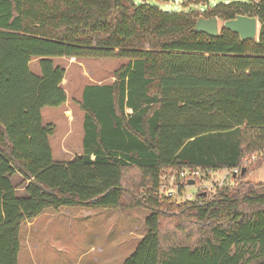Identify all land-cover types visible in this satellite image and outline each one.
<instances>
[{"label": "trees", "instance_id": "16d2710c", "mask_svg": "<svg viewBox=\"0 0 264 264\" xmlns=\"http://www.w3.org/2000/svg\"><path fill=\"white\" fill-rule=\"evenodd\" d=\"M203 13L216 35L194 30L197 13L146 0H0V264H18L23 221L61 206L147 209L122 264H264V181L244 179L264 163V0ZM236 13L257 17L255 39L223 27ZM111 55L125 61L78 101L81 153L55 160L41 113L66 101L53 57ZM183 168L238 171L178 200L161 188L174 175L179 194Z\"/></svg>", "mask_w": 264, "mask_h": 264}, {"label": "rangeland", "instance_id": "374dc122", "mask_svg": "<svg viewBox=\"0 0 264 264\" xmlns=\"http://www.w3.org/2000/svg\"><path fill=\"white\" fill-rule=\"evenodd\" d=\"M146 1L165 10L192 11L197 16L206 17L203 10L220 0ZM123 61L125 59L114 55L53 57V62L64 68L61 86L66 93V101L62 105L45 106L41 109L42 121L55 125L50 141L54 159L67 160L72 152L82 149L84 112L78 101L81 99L83 85L110 81L113 70ZM29 66L33 72H39L36 57L30 60ZM62 138L68 150L60 151ZM252 155L254 153H251V158ZM200 175L196 181L191 178V184L186 179L180 193L173 192L175 198L182 200L186 195L193 197L198 189L213 190L215 186L234 182L228 169L203 171ZM244 179L252 182L264 181V163L258 168L248 170ZM168 185L170 182L165 183V188H161V191L165 192ZM147 214L148 210L143 207L47 208L34 224H23L22 232L19 233L18 264H122L146 232L143 221ZM27 227L29 244L25 236ZM184 227H187L186 223Z\"/></svg>", "mask_w": 264, "mask_h": 264}, {"label": "water", "instance_id": "95a60500", "mask_svg": "<svg viewBox=\"0 0 264 264\" xmlns=\"http://www.w3.org/2000/svg\"><path fill=\"white\" fill-rule=\"evenodd\" d=\"M223 27L236 32L241 41L245 39H255L257 37L258 29V19L255 15L246 13H236L233 17L226 18L222 21ZM194 30L196 32H205L210 36H214L218 33V17L208 16L202 17L198 16L195 24ZM245 168L241 169L243 173ZM235 173H232L234 177ZM193 179H188L187 183L191 184Z\"/></svg>", "mask_w": 264, "mask_h": 264}, {"label": "crops", "instance_id": "0c3cea01", "mask_svg": "<svg viewBox=\"0 0 264 264\" xmlns=\"http://www.w3.org/2000/svg\"><path fill=\"white\" fill-rule=\"evenodd\" d=\"M51 136H52V135H51ZM51 136H50L49 142L51 141ZM50 147H51V143H50ZM67 147H68V146H67L66 142H65L64 139L62 138V140H61V142H60V151H61V150H62V151L68 150ZM80 150H81V149H78V152H72V153L70 154V156H68V159L72 158L75 154H79V153H81ZM51 152H52V151H51ZM55 160H56V159H55ZM9 179H10V181H11V183H12L14 189H15L16 194H18V195H23V194H24V190H23V188H24V184H25V183H22V182H21L22 179H21L20 174H18V173H14V174H12V175L9 177ZM18 190H20V191L18 192ZM40 214H41V213H40ZM40 214H38L37 216H35V217H33V218L29 219V220H25V221H23L22 224H21V226H20V231H19V233L22 232L23 224L26 223V226H30V225L34 224V221L37 219V217H38ZM28 231H29V228L27 227V233H26V235H25V236H26V240H27V241H26L27 244H29V235H28ZM27 236H28V238H27ZM19 248H20V242H19Z\"/></svg>", "mask_w": 264, "mask_h": 264}, {"label": "built area", "instance_id": "2783aa9c", "mask_svg": "<svg viewBox=\"0 0 264 264\" xmlns=\"http://www.w3.org/2000/svg\"><path fill=\"white\" fill-rule=\"evenodd\" d=\"M256 154L264 155V149L256 152ZM256 156L257 155H255V153H254V155H252V158H255ZM236 171H238V168L228 169V172H231V173H233V172L235 173ZM198 175H199V170L193 169V168H183L179 172V178L183 179V180L191 179V178L198 176ZM169 179H170V185H168L167 191L169 192V194H173V192H176V186L174 185V181H175L174 175H170ZM174 189H175V191H174ZM185 198L189 199V198H192V196L186 195Z\"/></svg>", "mask_w": 264, "mask_h": 264}]
</instances>
